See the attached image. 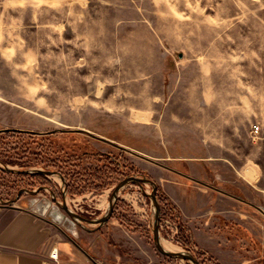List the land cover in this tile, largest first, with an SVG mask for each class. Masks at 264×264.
I'll use <instances>...</instances> for the list:
<instances>
[{
	"label": "rangeland",
	"instance_id": "obj_1",
	"mask_svg": "<svg viewBox=\"0 0 264 264\" xmlns=\"http://www.w3.org/2000/svg\"><path fill=\"white\" fill-rule=\"evenodd\" d=\"M5 128L37 136L81 128L114 143L84 130H57L51 142L0 131V166L30 146L58 158L66 178L49 175L55 193L31 194L33 177L0 170V199L23 190L19 199L79 239L88 263L193 264L156 249L149 183L120 188L101 225H80L52 198L61 201L69 184V209L98 218L117 182L134 175L158 189L160 241L200 264H264V0H0ZM97 152L121 155L122 168L106 170ZM98 183L107 185L89 187ZM209 185L245 200L233 207L243 226L220 215L215 236L192 232L178 203L193 206L195 197L205 209ZM164 197L183 231L163 215L174 214Z\"/></svg>",
	"mask_w": 264,
	"mask_h": 264
},
{
	"label": "crops",
	"instance_id": "obj_2",
	"mask_svg": "<svg viewBox=\"0 0 264 264\" xmlns=\"http://www.w3.org/2000/svg\"><path fill=\"white\" fill-rule=\"evenodd\" d=\"M187 177L197 182L193 177ZM242 179L251 183L244 174ZM203 191V196L208 197L209 201V205L205 203L208 205L205 209L203 202H197L195 197H190L195 203L193 206H187L186 199L178 203L182 216L191 225L194 234L198 229L215 236L213 229L220 215L234 220L237 226L244 225L242 216L237 217L233 207L245 200L215 186L209 185V189ZM25 201L30 200L24 198L12 203L0 201V264H90L78 238L59 225L48 210ZM199 218L203 221L195 225V220ZM53 251L57 252L56 259L50 256Z\"/></svg>",
	"mask_w": 264,
	"mask_h": 264
},
{
	"label": "water",
	"instance_id": "obj_3",
	"mask_svg": "<svg viewBox=\"0 0 264 264\" xmlns=\"http://www.w3.org/2000/svg\"><path fill=\"white\" fill-rule=\"evenodd\" d=\"M8 130H17V129H9V128H5L2 129L0 131H8ZM58 131H81L84 129H75V130H68V129H57ZM57 130H51L52 131H57ZM86 133H88L90 136L92 137H96L99 138L103 141L109 142L111 144H114L112 141L103 138V137H97L94 134H92L91 132L84 130ZM4 171L6 172H10V173H21V174H29V173H43L46 175H54L56 174V171H52V170H42L39 168H25V169H17V168H12L8 165L6 166H0ZM58 176L61 178L62 181H64L63 177L61 175L58 174ZM128 183H136L138 185H142V183H149L152 185V190L151 193H149V197L152 201V204L154 206V221H153V241H154V245L156 247V249L162 253L163 255H166L168 257H172V258H179V259H184V260H188L190 262H192L193 264H200V262L198 261V259L189 254V253H185V252H181V251H169L166 250L162 245H161V241H160V237H159V203L157 201L156 198V185L155 183L148 179V178H144V177H139V176H134V175H128L125 176L124 178H122L121 180H119L117 182V184L114 186L110 197H109V206H108V211L103 214L101 217L98 218H89V217H85L82 214L75 212L73 210H70L69 207L66 204L65 201V196L63 195V198L61 201L57 200L55 197L53 198L54 202L74 221H76L77 223H79L80 225H82L83 223L86 224H91V223H96V224H104L105 222H107V220L111 217V213L113 211V206L114 203L116 201V197L118 194V191L120 188H122L124 185L128 184ZM37 190H29L28 192L30 193H35ZM21 191H19L20 193ZM17 199V198H16ZM14 199V200H16ZM0 201H2L3 203H12L13 200H7L4 201L2 199H0Z\"/></svg>",
	"mask_w": 264,
	"mask_h": 264
},
{
	"label": "trees",
	"instance_id": "obj_4",
	"mask_svg": "<svg viewBox=\"0 0 264 264\" xmlns=\"http://www.w3.org/2000/svg\"><path fill=\"white\" fill-rule=\"evenodd\" d=\"M8 131H13V132H16V133H19L21 135H24V136H29V137H34V135H36V133L34 132H28V131H19V130H8ZM51 135L50 134H47V135H40V136H37L36 137H40L39 139L42 140V141H47V142H51ZM33 141L36 142V140L33 139ZM51 144V143H49ZM54 144V145H53ZM52 146H54V150L56 152H59L61 149L59 148L60 147V144L55 142V143H52L51 144ZM50 145V146H51ZM28 151H31L29 152V156L25 157L23 156L22 158H20L18 156V153L16 155H12V156H5L4 158H2V161L5 165L7 164H11V165H15V164H18L21 166V168H26V167H29V166H32L35 164H41V166L44 168V169H53L54 167L58 166V158H55V159H51L48 157V155L46 154L47 151H42V150H31L30 146H28ZM25 151V150H24ZM85 154V153H80L79 154V159L81 160L82 159V155ZM97 158H99V161H101L103 163V167L106 169V170H110V171H116L117 169H121V155L118 157V159L112 155V154H106V155H103L102 153L100 152H97V153H94ZM85 157H87V154L84 155ZM83 160V159H82ZM98 160V159H97ZM130 166H127L125 164V161H124V165H123V171H126L127 168H129ZM59 168V170H61L60 168L61 167H57ZM0 170L4 171L1 167H0ZM62 171V170H61ZM64 173V172H63ZM19 175V174H18ZM31 177L34 178L35 182H37L38 184L40 185H43V186H47V187H52V184L49 182V180L47 179V176H45L44 174L42 173H32V174H27ZM105 185V183H98V184H89V187L93 188L94 190H98V189H102ZM70 187L67 188V192L69 194H73L72 190H69ZM156 191H158L157 187H156ZM166 203L168 204V209L169 211H173L174 214L172 213H168L166 212L165 210L163 211V215L164 216H171L174 218L175 221H177L179 223V226H180V231H183V227L182 225L180 224V218L178 216V213L176 211V208L171 205L167 199L164 197L163 198Z\"/></svg>",
	"mask_w": 264,
	"mask_h": 264
},
{
	"label": "flooded vegetation",
	"instance_id": "obj_5",
	"mask_svg": "<svg viewBox=\"0 0 264 264\" xmlns=\"http://www.w3.org/2000/svg\"><path fill=\"white\" fill-rule=\"evenodd\" d=\"M19 131H26V130H19ZM28 132H31V131H29V130H27ZM53 132H56V131H52L51 132V130L49 131V132H47V133H53ZM26 168H36V167H26ZM17 169H25V168H17ZM39 169H42V170H52V171H56V174H54V175H57L58 176V174L59 175H61L62 177H63V179L64 180H66V178H65V174L61 171V170H59V169H56V168H53V169H44V168H39ZM16 174H21V173H16ZM29 174H32V173H29ZM43 174V173H42ZM45 176H49V175H46V174H44ZM59 177V176H58ZM60 178V177H59ZM69 187V184H66V187H65V190H64V192L62 193V196H61V200H62V198H63V195H64V193L67 191V188ZM44 188H47V186H43V185H38V187L36 188V189H29V190H37L35 193H39L40 192V190H43ZM49 189H50V192L51 193H55L54 192V189L52 188V187H48ZM28 190V191H29ZM19 191H21L20 193H19ZM18 191V193H17V195H16V197L14 198V199H16V200H19V198H20V194L23 192V190H19ZM30 193V192H29ZM31 194H34V193H31ZM55 196H53L52 198H54ZM56 198V197H55ZM13 199V202L14 201H16V200H14ZM57 199V198H56ZM3 200V199H2ZM4 201H6V200H4ZM54 201V200H53ZM83 215V214H82ZM84 216V215H83ZM85 217H87V216H85ZM89 218H91V217H89Z\"/></svg>",
	"mask_w": 264,
	"mask_h": 264
},
{
	"label": "bare ground",
	"instance_id": "obj_6",
	"mask_svg": "<svg viewBox=\"0 0 264 264\" xmlns=\"http://www.w3.org/2000/svg\"><path fill=\"white\" fill-rule=\"evenodd\" d=\"M161 245L169 251H178L177 249H175L173 246H171L170 244L166 243L165 241H161Z\"/></svg>",
	"mask_w": 264,
	"mask_h": 264
},
{
	"label": "built area",
	"instance_id": "obj_7",
	"mask_svg": "<svg viewBox=\"0 0 264 264\" xmlns=\"http://www.w3.org/2000/svg\"><path fill=\"white\" fill-rule=\"evenodd\" d=\"M52 258L56 259L57 257V252L56 251H53L50 255Z\"/></svg>",
	"mask_w": 264,
	"mask_h": 264
}]
</instances>
